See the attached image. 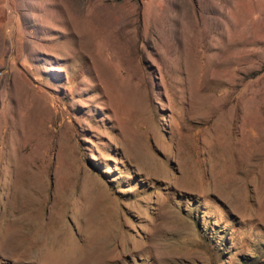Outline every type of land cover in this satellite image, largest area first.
<instances>
[{
    "label": "rangeland",
    "instance_id": "374dc122",
    "mask_svg": "<svg viewBox=\"0 0 264 264\" xmlns=\"http://www.w3.org/2000/svg\"><path fill=\"white\" fill-rule=\"evenodd\" d=\"M0 264H264V0H0Z\"/></svg>",
    "mask_w": 264,
    "mask_h": 264
}]
</instances>
